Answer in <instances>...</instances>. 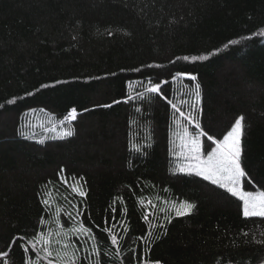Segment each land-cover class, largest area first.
<instances>
[{"label": "trees", "instance_id": "trees-1", "mask_svg": "<svg viewBox=\"0 0 264 264\" xmlns=\"http://www.w3.org/2000/svg\"><path fill=\"white\" fill-rule=\"evenodd\" d=\"M261 31L264 0H0V264L36 260L57 220L90 227L101 264H264V218L175 158L185 129L222 139L243 116L244 185L264 190Z\"/></svg>", "mask_w": 264, "mask_h": 264}, {"label": "snow or ice", "instance_id": "snow-or-ice-1", "mask_svg": "<svg viewBox=\"0 0 264 264\" xmlns=\"http://www.w3.org/2000/svg\"><path fill=\"white\" fill-rule=\"evenodd\" d=\"M259 35L264 36V31H261ZM230 43L235 44L238 43V41H231ZM185 59H188V57H185ZM193 59H197V57H193ZM191 79L195 80L196 77L192 76ZM147 91L159 93L160 85L156 84L147 89ZM195 95L198 100L200 96L198 84L196 85ZM131 99L132 97L129 96V100ZM11 102L12 101H9V103ZM169 103H171V101H169ZM172 107L177 111H180L176 104L173 103ZM137 111H139V109H137ZM180 115L185 116V113L181 111ZM76 116L77 111L73 108L60 123L63 124L65 121L71 122L76 119ZM185 118L188 119L189 122H192L191 114ZM243 121V116L238 117L231 126V129L222 136V139L214 138L204 130H200L195 135L188 137L187 142L181 146L182 149H187V153L184 154L182 152L181 155H184L185 159L190 162L186 166L181 167L179 171L187 172V174L195 172L196 175L202 176L203 179L210 181L212 184L225 189L232 196L237 197L239 201L242 202L241 212L243 218H264V190H245L243 187L244 183L251 185V178H248V174L241 164V136L243 135ZM195 127L197 129H201V125L199 123H196ZM72 134L71 130L64 132L65 136H71ZM185 135H188L186 129ZM202 136L207 137V141L210 142L208 144V149L210 150L203 149L200 139ZM213 145L215 146L213 147ZM133 147L136 146L134 145ZM136 150L139 151L140 149L136 148ZM242 178L247 179L242 180ZM251 186L255 188L254 185ZM78 194L82 197L85 195L82 190L79 191ZM43 203L47 205L48 200H44ZM141 203H143V201H141ZM194 207V204L187 201H181L179 205L172 202V208L175 210L177 216L189 213ZM60 211L61 210L59 208L56 209L57 216ZM160 211H165V209L161 208ZM67 215L74 219V217H71V213H68ZM149 215L150 213H146L143 218L148 220ZM170 222L171 219H168V223ZM40 223L45 224L46 221L42 218ZM56 223L58 224V229L54 232L52 229H49L47 234L44 232L33 234V238L29 241V244L31 245L32 251L35 252L37 259L33 260L29 257L26 264H40L41 259L47 261V264H81L82 259L87 260L88 264H101V260L98 258L100 257V251L98 248L97 236L93 233L90 227H85L83 223H80L78 227L73 225L70 228H64L63 225L59 224V220H57ZM161 227L163 228L164 225H161ZM102 231L109 233V238L111 239L113 245H117L119 243L117 236L111 234V228H106ZM150 235L151 233H149V236ZM73 236H75L77 240H79L81 236L87 237V239L82 241L85 245L89 240L92 241V250L87 256L81 257L78 255L81 248L77 246L76 241H73ZM20 239H23V237H20ZM61 243L62 249L54 248V245ZM37 245H40L41 247L37 249ZM24 250L26 253L29 251L27 247H25ZM84 250L87 251L86 248ZM41 252L43 253V257L40 256ZM93 255H95L97 259L93 260L91 258ZM7 256V252L0 253V258ZM54 256L55 260L53 259ZM5 264H8L7 260H5ZM142 264H160V261L145 260L142 261Z\"/></svg>", "mask_w": 264, "mask_h": 264}, {"label": "rangeland", "instance_id": "rangeland-1", "mask_svg": "<svg viewBox=\"0 0 264 264\" xmlns=\"http://www.w3.org/2000/svg\"><path fill=\"white\" fill-rule=\"evenodd\" d=\"M243 131H244V127H243ZM187 133H188V135L186 136L185 134H183L181 137H178V140H179V142H178V149H177V153L175 154V158H176V168L178 169V171H179V169L181 168V167H183V166H186L190 161L189 160H187V159H185V156L184 155H181V153L183 152L184 154H186L187 153V149L186 148H184V149H182V144H184V143H186L187 142V139H188V137H190V136H193V135H195L197 132H194V131H191V130H187ZM181 139V140H180ZM200 139H201V142H202V146H203V149L205 150V147H204V137L202 136V137H200ZM242 140H243V135L241 136V150H242ZM215 146V145H214ZM241 154H242V151H241ZM181 172V171H180ZM183 173H187V172H183ZM192 173H194L195 174V172H192ZM242 180H245V178H242ZM243 187H244V189L245 190H247L246 188H245V185L243 184ZM188 202V201H187ZM179 203H180V201L179 202H176V204L177 205H179ZM189 203H191V202H189ZM194 209V208H193ZM193 209L189 212V213H191L192 211H193ZM172 211H173V213L176 215V213H175V210L174 209H172ZM188 214V213H187Z\"/></svg>", "mask_w": 264, "mask_h": 264}]
</instances>
